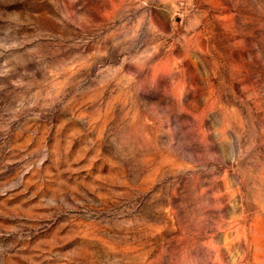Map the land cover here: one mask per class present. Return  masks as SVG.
Segmentation results:
<instances>
[{
	"label": "rangeland",
	"instance_id": "1",
	"mask_svg": "<svg viewBox=\"0 0 264 264\" xmlns=\"http://www.w3.org/2000/svg\"><path fill=\"white\" fill-rule=\"evenodd\" d=\"M0 264H264V0H0Z\"/></svg>",
	"mask_w": 264,
	"mask_h": 264
}]
</instances>
